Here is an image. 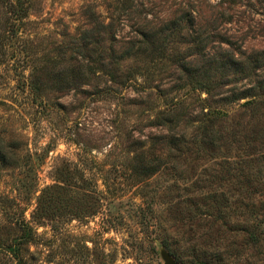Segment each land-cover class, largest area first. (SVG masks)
Returning a JSON list of instances; mask_svg holds the SVG:
<instances>
[{"label":"rangeland","instance_id":"obj_1","mask_svg":"<svg viewBox=\"0 0 264 264\" xmlns=\"http://www.w3.org/2000/svg\"><path fill=\"white\" fill-rule=\"evenodd\" d=\"M126 1L31 0L28 43L0 53V264L16 219L41 221L31 264H264V0ZM89 9L116 54L154 45L114 60L103 34L81 61ZM174 99L177 126L156 127ZM203 105L225 117L202 146Z\"/></svg>","mask_w":264,"mask_h":264},{"label":"trees","instance_id":"obj_2","mask_svg":"<svg viewBox=\"0 0 264 264\" xmlns=\"http://www.w3.org/2000/svg\"><path fill=\"white\" fill-rule=\"evenodd\" d=\"M133 1L134 0H127L126 2H122L123 4L119 8L118 12L121 11H123V13L129 11L134 12L135 9L133 5ZM30 5H31V0H0V53H2L1 57L2 55L3 56L6 55L5 52H7L8 50L5 49H7L8 47H10V45H12L11 44L12 41L19 42V40H26L28 43L27 38H24L21 35V33L28 27L30 23L29 20ZM86 12H87L86 17L89 19V24L91 25L92 28L88 30L87 33H83L79 37L80 41H77V44L80 43V45H77L75 47V50L73 49L75 53H78L80 55L81 61L85 59H89L91 55L95 53V50L90 49L89 47L91 45L98 43L103 34L106 37H109L111 42L110 47H107L105 51L109 49L111 53L110 54L111 56H109V58H113L114 60H124L125 58H128L132 55L136 56L144 53L146 48L141 49L140 45L142 44L150 45L151 47L154 45V40H153L154 36H150L147 33L142 32L140 37L141 40L139 41L138 43L139 46L137 48H135V45H132L126 48L124 51H122L120 55H118L116 54L117 50L114 46L116 44V39L114 37L115 35L113 30L114 21L111 20L109 23H105V21L101 20V16L95 13L93 9H89V11ZM182 19L183 18L181 17L174 19L173 21H171V24L175 25L177 21ZM73 44H75V42ZM24 47L25 45H23L22 49H24ZM84 51H87V53L85 54ZM26 52L27 51H25V53ZM13 57L16 58L15 56ZM111 69L114 70L118 69L116 62L114 63ZM112 78L115 79L116 78L115 75H112ZM64 81H66V79L61 80L60 84H62ZM68 83H63V84H66L68 86ZM73 85H76L74 83V80H73ZM39 89L40 87H36L34 85L31 86V89L29 88L31 92H35V90L39 91ZM108 90L109 91H105V93L111 94L110 91L112 90L110 88ZM204 90H207V94H209L208 89H204ZM34 94L35 93H33V95ZM239 95L235 94L230 99H224V101L225 103H227L229 101L234 102L235 100L238 101L248 98V100L242 106L249 107L251 109L258 107L259 103L258 100L256 99V96L243 97V95L240 96ZM165 102L166 103L163 106L164 109L159 113L158 116L155 117V119L152 122L156 123V127L167 126L169 131L170 130L173 131L174 127L177 126V121L180 119V117L182 118V116L184 115V110L182 108L183 103L179 100L175 101V99L170 101L166 100ZM202 102L204 103L205 101L203 100ZM201 109H202L201 118L195 121L198 124L196 127L197 133L196 135L193 136L192 142H194L195 144L197 142L203 146V144L214 143V140L216 139L214 124L216 123V121L222 120L225 117V113L221 110L212 109L209 106L205 107L204 105L203 107H201ZM199 134L202 135L200 140H198ZM177 140L182 142L180 139ZM261 143L264 144L263 141ZM151 172L152 171L147 170L146 174L149 175L151 174ZM38 211L39 208L37 207L35 214ZM33 222H35L34 223L35 225L41 224V221L29 222L24 219H16L13 222L15 228L18 229L19 231V236L14 240L12 245L6 247L7 249L5 251H7L13 257V260L16 261V264H31V262L28 259H26L21 253L20 246L36 243L37 232L32 225Z\"/></svg>","mask_w":264,"mask_h":264},{"label":"water","instance_id":"obj_3","mask_svg":"<svg viewBox=\"0 0 264 264\" xmlns=\"http://www.w3.org/2000/svg\"><path fill=\"white\" fill-rule=\"evenodd\" d=\"M164 260H165V264H178L169 255H165L164 256Z\"/></svg>","mask_w":264,"mask_h":264}]
</instances>
